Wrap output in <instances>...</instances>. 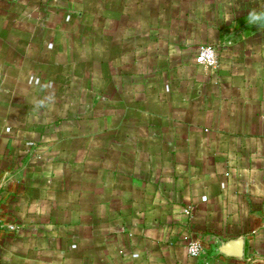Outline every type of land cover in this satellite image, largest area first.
<instances>
[{
    "label": "crops",
    "instance_id": "crops-1",
    "mask_svg": "<svg viewBox=\"0 0 264 264\" xmlns=\"http://www.w3.org/2000/svg\"><path fill=\"white\" fill-rule=\"evenodd\" d=\"M0 264H264V0H0Z\"/></svg>",
    "mask_w": 264,
    "mask_h": 264
},
{
    "label": "built area",
    "instance_id": "built-area-1",
    "mask_svg": "<svg viewBox=\"0 0 264 264\" xmlns=\"http://www.w3.org/2000/svg\"><path fill=\"white\" fill-rule=\"evenodd\" d=\"M196 61L206 68H218L219 57L215 48L208 44H203L198 48ZM203 252V247L199 242H191L187 246V254L190 257L197 258Z\"/></svg>",
    "mask_w": 264,
    "mask_h": 264
}]
</instances>
